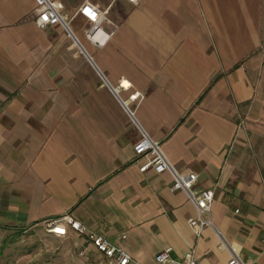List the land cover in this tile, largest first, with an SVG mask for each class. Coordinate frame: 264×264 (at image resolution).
Wrapping results in <instances>:
<instances>
[{
	"label": "crops",
	"instance_id": "obj_1",
	"mask_svg": "<svg viewBox=\"0 0 264 264\" xmlns=\"http://www.w3.org/2000/svg\"><path fill=\"white\" fill-rule=\"evenodd\" d=\"M57 1L69 34L0 0V230L68 215L139 264H264V0ZM141 132L213 193L198 238L172 175L139 170Z\"/></svg>",
	"mask_w": 264,
	"mask_h": 264
},
{
	"label": "built area",
	"instance_id": "obj_2",
	"mask_svg": "<svg viewBox=\"0 0 264 264\" xmlns=\"http://www.w3.org/2000/svg\"><path fill=\"white\" fill-rule=\"evenodd\" d=\"M135 2L136 0H130ZM36 13V24L39 28L59 26L67 34H69L68 22L62 13V6L57 0H33ZM85 10H90L95 15L92 18ZM81 13L89 16L93 22L91 28L87 31L86 36L91 41H96L95 37L98 33L104 36V40L109 35H104L101 31V25L106 21L105 12L98 10L95 6L85 4L80 9ZM98 45H101L98 42ZM138 94L131 96L133 100ZM133 153L137 159L144 160L139 170L145 172L152 169L155 174L169 172L173 181L170 186L171 191H183L187 198L196 209L197 215L193 219L187 221L189 228L198 238L206 227H213L211 221V205L213 203V193L210 190H198L195 188L197 176L192 173H179L167 160L162 152L159 142L153 141L146 133L141 132V138L133 146ZM46 233L59 238H65L68 234L73 233L80 238H84L85 242L100 254L106 264H139L133 260L126 252L113 246L107 239L97 236L89 232L79 222L72 217L65 215L60 219L48 220L43 222ZM62 229L57 232L55 229ZM217 235L220 237L219 233ZM221 239L222 244L225 242ZM231 259L228 264H248L240 259L239 255L232 248H228ZM155 264H199L196 250L192 248L184 256L182 260H175L171 257V249H165L159 252L155 257Z\"/></svg>",
	"mask_w": 264,
	"mask_h": 264
},
{
	"label": "rangeland",
	"instance_id": "obj_3",
	"mask_svg": "<svg viewBox=\"0 0 264 264\" xmlns=\"http://www.w3.org/2000/svg\"><path fill=\"white\" fill-rule=\"evenodd\" d=\"M0 264H106V260L84 238L73 233L55 237L42 223L0 230Z\"/></svg>",
	"mask_w": 264,
	"mask_h": 264
},
{
	"label": "snow or ice",
	"instance_id": "obj_4",
	"mask_svg": "<svg viewBox=\"0 0 264 264\" xmlns=\"http://www.w3.org/2000/svg\"><path fill=\"white\" fill-rule=\"evenodd\" d=\"M85 11H86L89 15H91L93 19H95V15H94L93 13H91L90 10H85ZM126 86H127V84H126ZM55 231H57V232H62V229L57 228V229H55Z\"/></svg>",
	"mask_w": 264,
	"mask_h": 264
},
{
	"label": "bare ground",
	"instance_id": "obj_5",
	"mask_svg": "<svg viewBox=\"0 0 264 264\" xmlns=\"http://www.w3.org/2000/svg\"><path fill=\"white\" fill-rule=\"evenodd\" d=\"M96 40H101L102 39V34L98 33L95 37Z\"/></svg>",
	"mask_w": 264,
	"mask_h": 264
}]
</instances>
